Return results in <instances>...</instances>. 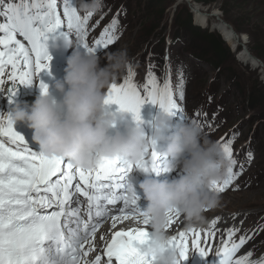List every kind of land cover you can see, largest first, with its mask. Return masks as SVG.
Returning <instances> with one entry per match:
<instances>
[{
  "label": "snow or ice",
  "instance_id": "1",
  "mask_svg": "<svg viewBox=\"0 0 264 264\" xmlns=\"http://www.w3.org/2000/svg\"><path fill=\"white\" fill-rule=\"evenodd\" d=\"M0 17L3 18L0 22V78L10 66V79L14 82L7 95L10 103L19 90L15 82L29 86L41 73L50 71L51 39H68L74 30L79 46L97 54L108 50L119 38L115 32L119 21L113 19L94 41V46H89L91 15L81 18L73 0H62V5H58V0H20L19 3L0 0ZM62 17H66L67 32ZM17 34L30 47H25ZM134 78L135 73L129 68L128 78L109 89L106 105L118 106L119 111L128 113L137 123L143 122L141 110L146 103L173 116L183 112L174 99L168 79L161 86L150 72L142 93ZM40 87L46 94L47 86L41 82ZM184 95L181 90L179 99L183 100ZM237 136L234 132L230 138H222L221 143L234 164L232 144ZM247 157L250 164L254 158L251 150ZM166 164L153 143L136 167L160 173ZM243 171V163L238 171L230 169L223 186L217 183L213 189L225 191ZM131 172V166L120 158H100V163L88 171L77 168L71 161L49 158L32 150L25 137L16 131L10 114L0 115V264H102L101 255L91 261L83 257L94 250L89 247L85 251V245H91L103 220L110 218L115 228L119 221L138 220L143 215L138 206L139 197L130 192ZM77 194L88 202L87 219L80 217L79 209L70 206ZM115 205L122 207L115 209L118 214H111L109 206ZM174 216L169 225L174 222ZM144 225L143 229L115 231L105 245L103 264H157L156 256L145 251L151 244V232L147 221ZM212 235L209 232V239ZM189 239L188 232H180L168 242L183 262L189 258ZM191 242L201 257H208L209 252L201 245L200 232L192 230ZM244 244L245 239L241 238L239 244L233 243L218 251L219 264H264L250 262L247 257L234 261V254Z\"/></svg>",
  "mask_w": 264,
  "mask_h": 264
},
{
  "label": "rangeland",
  "instance_id": "2",
  "mask_svg": "<svg viewBox=\"0 0 264 264\" xmlns=\"http://www.w3.org/2000/svg\"><path fill=\"white\" fill-rule=\"evenodd\" d=\"M174 1L167 0L168 9L164 14L166 16L162 20L155 21L152 6L157 0H104L102 10L91 15L88 21L87 41L89 46H94V41L101 37L105 28L111 25L113 19H118L115 32L119 38L108 50L97 53L102 67L106 65V57L110 53L127 49L131 60L130 68L135 73L134 83L142 93L150 72L161 86L166 79L170 81L174 99L183 110L182 113L173 116V130L191 119L199 122L206 138L220 143L222 138L228 139L234 132L238 133L232 144L233 158L236 161L233 169L238 171L243 163L244 171L232 180L225 191L220 192L212 188V191L219 194V202L216 207L205 212V224L214 223L217 238L216 242L208 248L211 250L219 248V252H222L225 246L239 244L240 239L244 238L245 244L236 251L233 260L247 257L251 262H264V104H259L264 95V63L259 58L258 64L255 62L258 66L241 61L242 54L249 53L257 57L252 54L253 40H250L244 29L237 32L230 23L240 15L230 14V18H226L221 10V1L203 6L195 5L191 0L193 5L205 11L206 14L219 12V17H206L204 24L197 22L193 24L201 30L210 27V31L217 33L229 47L230 52L222 60L223 64L218 67L208 59L209 47L204 42L203 36L189 32L187 29H178L176 25H173L174 12L178 4L185 3L191 11L185 1ZM5 2L9 3L13 0H5ZM15 2L19 3L20 0ZM73 3L81 18L86 17L81 10L82 0H73ZM251 3L253 0H246L247 5ZM58 5H62V0H58ZM60 10L62 12V6ZM230 12L233 11L230 10ZM196 17L194 14V21L197 20ZM62 19L65 20L64 30L67 32L69 30L66 28V17ZM222 21L231 26L233 31L230 32L236 34V46H231L227 42V35L219 29V25H223ZM0 22H3L2 17ZM17 39L25 47H30L19 34ZM68 39L72 42L71 46L62 45L58 51L49 47L52 57L50 71L41 73L40 77L37 76L33 85L28 86L26 90L23 89L25 88L23 85H18V82H15V86H20L22 91L36 89L41 95L42 88L38 86L41 82L47 85L62 80L66 74L67 60L79 46L74 30ZM254 39L264 50V45L259 38L254 37ZM80 50L83 51V48ZM9 71L11 72L10 66L5 70V74ZM128 76L129 71L121 76L117 84L123 83ZM182 83L183 87H181ZM10 84L14 86L11 79L0 82V110L3 113L6 112L5 109L9 111L14 107V105L8 107L7 87ZM181 90L185 93L183 100L179 99ZM252 93L261 96V100L254 107L249 101ZM107 108L112 112H119L116 105L107 106ZM160 111L158 106L151 103H146L142 107V120L149 134L152 132L150 124ZM129 119H132L131 116ZM121 129L124 130L123 127ZM166 147V143H161L157 145V151L161 152ZM249 150L254 157L250 164L247 163ZM165 174L162 177L158 176L159 179L162 178V182H171L182 176L183 172L177 169L175 172ZM227 178L228 175L219 184L223 186ZM145 204L138 205L142 211L147 207V202ZM116 207L122 206H109L111 214ZM84 217L86 218L87 215ZM204 235L207 237V234ZM217 260L219 257L204 259V264H215Z\"/></svg>",
  "mask_w": 264,
  "mask_h": 264
},
{
  "label": "clouds",
  "instance_id": "3",
  "mask_svg": "<svg viewBox=\"0 0 264 264\" xmlns=\"http://www.w3.org/2000/svg\"><path fill=\"white\" fill-rule=\"evenodd\" d=\"M103 6L104 0H82L81 10L89 16L101 11ZM71 44L69 39L54 38L49 47L58 51L62 45ZM81 48L78 46L68 58L66 74L55 84L62 99L58 100L48 88L46 94L42 89L30 107L14 104L12 122L14 126L24 124L32 130V140L45 156L71 161L85 171L93 170L100 158H120L131 166L132 172L141 170L147 176H159L161 172L144 171L136 165L153 143L156 148L166 143V149L160 152L167 161L162 172L181 169L183 175L171 182L148 178L140 183L147 201L140 222L147 221L150 226L151 244L145 251L156 256L157 264H184L179 253L168 246L172 238L169 221L178 214L189 228L203 226L205 212L219 202V194L212 191L213 185L228 175L234 161L219 141L204 136L195 120L189 119L173 130V115L161 110L150 124L149 134L144 121L137 123L126 112L108 110L105 103L108 91L129 71V53L127 49L110 53L102 67L97 54ZM118 126L124 131L112 135ZM129 184L130 192L137 195L135 185L130 180Z\"/></svg>",
  "mask_w": 264,
  "mask_h": 264
},
{
  "label": "bare ground",
  "instance_id": "4",
  "mask_svg": "<svg viewBox=\"0 0 264 264\" xmlns=\"http://www.w3.org/2000/svg\"><path fill=\"white\" fill-rule=\"evenodd\" d=\"M200 13H205V11L200 10ZM196 18H197L198 24H201V23L204 24L205 23V18H198V17H196ZM219 29L222 31V33H225V35H227V42L231 46L237 45V39H236L235 35H233V33L230 32L231 30L229 29V27H226L225 25L220 24ZM240 58H241V61L247 62V63L250 62L253 65H256L255 62L257 63V59H258V58L253 57L252 55L248 56L245 54H242ZM256 66H258V65H256ZM10 73H11L10 71L7 72L2 77L1 80L3 81V80L10 79ZM55 84H56V82H53L51 84H47L46 86L49 89V91L51 92V94L54 95L58 100L62 99V97H60V94L56 92ZM24 87H25V88H23L24 90H26L28 88V86H24ZM23 92H24L23 96H22L21 100L19 101V103H21L22 105H27L29 107L35 102L37 97L40 96V94H38V91L36 89H34V90L30 89V90L23 91ZM8 101H9V99H8ZM15 103H16L15 101L13 103L9 102L8 107H10L9 105H11V104L14 105ZM12 110H13V108H12ZM12 110L8 111L5 109L6 112H4V113L0 110V115L4 114L6 116L7 114H11ZM121 128H122V126H118L117 128H114L112 130L111 134L114 135L116 131L123 132L124 130H122ZM15 129L19 134H22V135H25L26 133H30V136H24L25 139L27 140V142L29 143V146L32 148V150H34L38 153L41 152L39 145L34 143L32 140L33 132L31 129H29L24 124L15 125ZM163 175H166V174L164 172H161V174L159 176L162 177ZM148 178L159 179V177L156 176L155 174H153L152 176H147L141 170H135V171L131 172L130 176H129V180L132 182H135V184H136L135 188H136L137 196L139 197V200L141 201L140 204H143L146 201V199L144 198L143 191L140 189L139 185L141 182H143L145 179H148ZM74 183H75V181H74ZM85 200H86V198L77 194L76 197H73V200L70 202L71 208L79 209L80 217H84L85 215H87L88 202ZM77 201H79V202H77ZM116 214H118V213H116ZM179 217H181V218L178 220ZM223 223H224V221H223ZM220 226L223 229L222 224ZM215 227L216 226H214V223L213 224L211 223V224H204L203 226H197V227L189 228V226L187 225V223L185 222V220L182 216H179V215L174 216V222L168 226V231H169L171 237L178 236L180 232H188L189 236H190V239L188 241L189 258L184 262V264H204V259H209V258H213V257L214 258L217 257V259H218V256L216 255V253L220 249L216 248V249L211 250V248H208L211 244L216 242L217 236L215 233L217 230ZM133 228L143 229V228H145V225L140 222V218H139L138 220L137 219H129V220L119 221V222H117L116 227L113 228L112 227V220L110 218H108L103 224L100 225V229L96 232V236H95L94 240L95 241L103 240V244H106V242L109 239V236H111L115 231H127V230H131ZM192 230H195L196 232H200L201 236L203 235V238H201V245H202V247L205 248L206 251L209 252V256L207 258L201 257L199 255V253L196 252L195 248H193L192 242H191ZM209 232L213 233L211 239H209ZM204 234H207V237H205ZM223 239H225V238H223ZM207 261H209V260H207ZM213 263H214V261H213Z\"/></svg>",
  "mask_w": 264,
  "mask_h": 264
},
{
  "label": "trees",
  "instance_id": "5",
  "mask_svg": "<svg viewBox=\"0 0 264 264\" xmlns=\"http://www.w3.org/2000/svg\"><path fill=\"white\" fill-rule=\"evenodd\" d=\"M220 1L222 4V13L226 18L229 19L230 14L240 15L239 18L231 20L230 23L237 32L244 29L250 40H253L252 54L264 63L263 47L261 45L262 48L259 47V44H257L254 39V37H258L260 42L264 45V0H253V3L249 5L246 4V0H193V3L195 5L202 4L203 6H207ZM167 4V0H157L156 4L152 6L155 21H159V19L162 20L164 16H166L164 14H166L168 9ZM230 10L233 12H230ZM174 15L173 25H176L178 29H187L189 32H195L204 37V42L209 47L208 59L220 67L223 64L222 60L230 52L229 47L221 37L217 33L210 31V27L206 30L195 27L193 25L194 14L185 3L176 6ZM171 42L174 44L173 39H171ZM248 47L250 48L249 44ZM263 99L264 95H262V101L259 104H264ZM259 100H261L260 95L256 93L250 94L249 101L253 107L257 106Z\"/></svg>",
  "mask_w": 264,
  "mask_h": 264
},
{
  "label": "water",
  "instance_id": "6",
  "mask_svg": "<svg viewBox=\"0 0 264 264\" xmlns=\"http://www.w3.org/2000/svg\"><path fill=\"white\" fill-rule=\"evenodd\" d=\"M183 1H185L188 5H189V7H190V9H191V11L193 12V13H195V15L198 17V18H205L206 19V17H208V16H214V17H219V12H211V13H209V14H206V13H200V9L197 7V6H195V5H193L192 3H191V0H179V2H183ZM196 22H197V20H196ZM223 22V21H222ZM223 25H225L226 27H229V29L231 30V31H233L232 30V28H231V26L229 25V24H227V23H225V22H223ZM233 33V32H232ZM235 36H236V34L235 33H233ZM248 53V52H247ZM248 56L250 55L249 53L247 54ZM258 61V60H257ZM13 87V85H8V87H7V95H8V92H9V90H10V88H12ZM16 87H18V93H17V96L14 98V101L15 102H18V101H20L21 100V98H22V94H23V91H22V88L20 87V86H16Z\"/></svg>",
  "mask_w": 264,
  "mask_h": 264
}]
</instances>
